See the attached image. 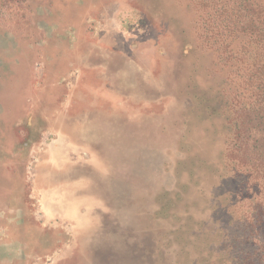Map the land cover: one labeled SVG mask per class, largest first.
Listing matches in <instances>:
<instances>
[{
  "label": "rangeland",
  "instance_id": "1",
  "mask_svg": "<svg viewBox=\"0 0 264 264\" xmlns=\"http://www.w3.org/2000/svg\"><path fill=\"white\" fill-rule=\"evenodd\" d=\"M196 2L0 0V264H264Z\"/></svg>",
  "mask_w": 264,
  "mask_h": 264
},
{
  "label": "trees",
  "instance_id": "2",
  "mask_svg": "<svg viewBox=\"0 0 264 264\" xmlns=\"http://www.w3.org/2000/svg\"><path fill=\"white\" fill-rule=\"evenodd\" d=\"M196 6L207 50L218 69L228 70L224 108L234 129L225 158L241 171L245 214L258 232L264 230V0H197Z\"/></svg>",
  "mask_w": 264,
  "mask_h": 264
}]
</instances>
